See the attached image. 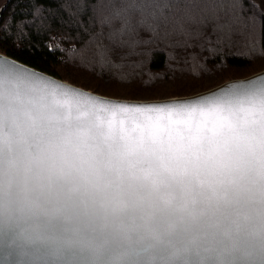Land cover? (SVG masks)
<instances>
[{
    "label": "snow or ice",
    "instance_id": "snow-or-ice-1",
    "mask_svg": "<svg viewBox=\"0 0 264 264\" xmlns=\"http://www.w3.org/2000/svg\"><path fill=\"white\" fill-rule=\"evenodd\" d=\"M264 0H76L94 31L92 61L101 69L116 64L135 74L143 67L138 46L153 38L187 35L188 22L212 21L208 51L226 65L224 52L238 37L250 41L257 22L264 23ZM43 9H40L42 11ZM37 8L34 7L33 17ZM26 20L23 27L34 24ZM82 23V21H81ZM149 32L148 40L140 30ZM8 33L7 25L4 27ZM197 33H200L199 28ZM104 39L109 41L103 43ZM177 47H187L178 44ZM123 49H127L123 51ZM118 50H121L118 52ZM2 51V49H0ZM193 75H198L193 70ZM27 68L0 65V202L23 211L62 214L103 229L154 233L184 225L158 205L146 184L162 166L191 163L194 187L206 192L210 228L226 227L239 214L264 213V77L234 81L218 91H249V103L235 107L105 105L102 112L135 109L131 126L113 128L95 120L65 116L46 104L30 83ZM41 83H44L42 78ZM219 220V223L215 221Z\"/></svg>",
    "mask_w": 264,
    "mask_h": 264
},
{
    "label": "water",
    "instance_id": "water-1",
    "mask_svg": "<svg viewBox=\"0 0 264 264\" xmlns=\"http://www.w3.org/2000/svg\"><path fill=\"white\" fill-rule=\"evenodd\" d=\"M9 2L0 7V22ZM4 61L35 74L28 78L30 83L21 81V90L26 94L34 85L46 104L65 116L105 125L110 121L113 128L131 126L139 117L135 109L102 112L100 102L109 106L167 107L184 101L193 104L188 107H235L249 103L250 92L218 90L230 82L264 77L263 70L193 96L136 101L99 95L0 53V65ZM192 171L191 163L181 161L162 166L147 178L155 202L171 210L169 222H184L154 233L103 229L62 214L28 212L0 202V264H264V213L251 209L226 227L205 226L204 221L211 216L205 207L209 194L194 187Z\"/></svg>",
    "mask_w": 264,
    "mask_h": 264
},
{
    "label": "trees",
    "instance_id": "trees-1",
    "mask_svg": "<svg viewBox=\"0 0 264 264\" xmlns=\"http://www.w3.org/2000/svg\"><path fill=\"white\" fill-rule=\"evenodd\" d=\"M6 1L0 0V6ZM255 2L260 5V0ZM75 3L76 0H10L0 22V53L99 95L136 101L193 96L264 70V23L257 22L250 41L238 37L225 50L226 65L221 67L219 58H209L207 50V38L214 40L211 20L206 26L188 22L191 31L187 35L142 42L138 46L142 55L131 59L143 61V67L131 76L127 75L130 69L120 65L118 55L114 57L116 64L101 69L91 59L95 42L90 40L89 32L95 29L88 24L89 14L80 15ZM33 19L34 24L18 29V23ZM150 36L140 30L142 40ZM103 43L109 41L104 39ZM178 44L187 47H177ZM193 70L199 74L193 75Z\"/></svg>",
    "mask_w": 264,
    "mask_h": 264
},
{
    "label": "rangeland",
    "instance_id": "rangeland-1",
    "mask_svg": "<svg viewBox=\"0 0 264 264\" xmlns=\"http://www.w3.org/2000/svg\"><path fill=\"white\" fill-rule=\"evenodd\" d=\"M1 7V6H0Z\"/></svg>",
    "mask_w": 264,
    "mask_h": 264
}]
</instances>
